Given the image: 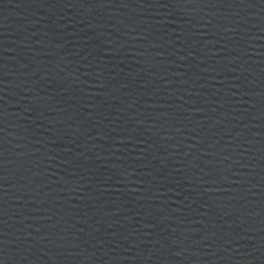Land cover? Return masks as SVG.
I'll list each match as a JSON object with an SVG mask.
<instances>
[{"label": "water", "instance_id": "1", "mask_svg": "<svg viewBox=\"0 0 264 264\" xmlns=\"http://www.w3.org/2000/svg\"><path fill=\"white\" fill-rule=\"evenodd\" d=\"M0 264H264V0H0Z\"/></svg>", "mask_w": 264, "mask_h": 264}]
</instances>
